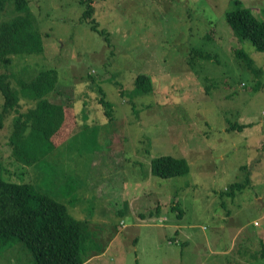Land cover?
<instances>
[{
  "label": "rangeland",
  "instance_id": "rangeland-1",
  "mask_svg": "<svg viewBox=\"0 0 264 264\" xmlns=\"http://www.w3.org/2000/svg\"><path fill=\"white\" fill-rule=\"evenodd\" d=\"M92 1L109 45L77 0H26L20 14L40 50L0 65L18 93L15 109L0 116L4 177L37 186L40 160L55 167L57 187L72 177L66 197L56 186L53 195L87 219L85 254L94 257L84 264H264V51L230 34L223 14L235 0ZM239 1L264 20V0ZM16 14L3 0L0 20ZM234 47L254 70L238 64ZM192 50L216 56L189 57ZM44 68L57 71L62 101L70 95L67 137L43 155L27 126L26 149L14 153L12 119L34 105L19 83ZM139 73L151 77V92L135 90ZM228 122L243 127L226 130ZM162 155L184 159L187 173L151 174V159ZM234 183L243 187L226 195ZM5 249L0 264H31L19 245Z\"/></svg>",
  "mask_w": 264,
  "mask_h": 264
},
{
  "label": "trees",
  "instance_id": "trees-1",
  "mask_svg": "<svg viewBox=\"0 0 264 264\" xmlns=\"http://www.w3.org/2000/svg\"><path fill=\"white\" fill-rule=\"evenodd\" d=\"M11 1L13 9L18 14L9 19L0 20V65L4 66L9 64L11 54L32 53L40 50L38 36L30 33L26 24L24 16L27 11L26 0ZM77 2L84 7L81 18H89L91 29L103 35L109 45L108 35L98 28L95 19L92 18L93 1L77 0ZM234 5L233 9L226 10L223 14L225 23L231 31L230 34H234L238 39L248 40L255 51H264V20L256 17L250 8L241 6L239 0H235ZM1 9H3V0H0V12ZM20 12L25 14L22 15ZM207 34L212 38L211 32ZM207 53L192 50L189 57L209 58L210 54L213 59L216 56V54ZM234 53L235 59L240 60L238 64L244 63L248 68H254L253 59L243 50L237 49ZM191 59H188L187 63H190ZM240 71H243V67H240ZM152 83L148 74L135 75L134 87L140 93L151 92ZM64 89L67 90L66 94L70 92L68 87ZM204 89V92L209 90L207 85ZM19 91L21 95L25 94L34 100V105L14 116L8 144L12 146L14 153H18V150L23 152L26 147L21 138L24 130L29 126L33 139L38 140V144L33 147L34 150L44 155L67 137L68 130L64 121L65 109L71 104L70 95L67 101L69 104L62 101L63 87L57 86V71L53 68L39 69L28 82L19 83ZM0 96H2L1 116L10 108L15 109L18 104V93L11 86L8 75L3 72H0ZM102 99H100L101 102ZM29 120L36 121L35 128L38 129H33L32 124H28ZM242 127V124L228 122L226 130ZM261 145H264V137ZM26 158L30 159V156ZM35 167L38 168L37 174L40 175V180L37 186H32L27 183L31 178L18 180L20 182L5 178V169L0 165V250L6 248L5 250L9 251L14 245H19L30 255L31 264H84L88 257H94L85 254L87 240L92 241L88 237V227L84 229L87 219H77L68 214L65 205L55 200L53 195V187L56 186L59 195L66 197L69 192L68 184L71 182L69 179L72 177H67L57 187L56 170L52 164L40 160ZM187 170V162L182 158L162 155L150 161L151 174L160 178L183 176ZM242 187V184H231L225 194L233 195L235 189ZM75 199L78 198L75 197ZM74 201L72 198V202ZM125 208V205L117 208L116 213L119 217L127 211ZM260 256H264L263 251Z\"/></svg>",
  "mask_w": 264,
  "mask_h": 264
},
{
  "label": "crops",
  "instance_id": "crops-1",
  "mask_svg": "<svg viewBox=\"0 0 264 264\" xmlns=\"http://www.w3.org/2000/svg\"><path fill=\"white\" fill-rule=\"evenodd\" d=\"M88 261H86V263H87Z\"/></svg>",
  "mask_w": 264,
  "mask_h": 264
}]
</instances>
